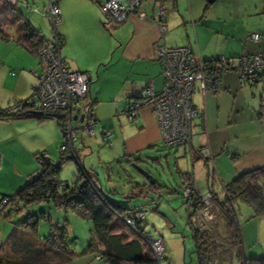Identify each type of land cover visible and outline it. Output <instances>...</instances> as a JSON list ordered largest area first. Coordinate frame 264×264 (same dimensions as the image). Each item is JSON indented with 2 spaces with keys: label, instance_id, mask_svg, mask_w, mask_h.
Wrapping results in <instances>:
<instances>
[{
  "label": "crops",
  "instance_id": "0c3cea01",
  "mask_svg": "<svg viewBox=\"0 0 264 264\" xmlns=\"http://www.w3.org/2000/svg\"><path fill=\"white\" fill-rule=\"evenodd\" d=\"M47 1L56 3L61 11V21L59 27L57 26V31L64 37V45L60 50L62 57L65 58L71 69L84 72L89 78L88 96L92 99V116L95 119L101 105L97 97H94L96 101L92 97L91 72L94 70L99 73L100 68L106 69V67L112 66L114 82L120 85L117 91L123 99L126 98L124 112L127 113L126 109L130 99L141 101L142 93L146 87L151 86L154 91H159L165 84V76L154 54L158 44L191 45L203 61L212 60L218 56L236 59L253 54L261 48V43L251 40L249 35L264 30L263 0H245L238 17L235 18L232 12H229L227 16H224V19H221L219 26H207L204 21L210 7L208 1L201 13L200 10H198L199 12L194 11V4L196 6L197 2L203 0H175L174 9L166 10L165 8L164 17L159 18L157 15L158 5L163 2V5L167 7V2L144 0L145 7L142 12L145 17L140 19L134 12L123 22H116L119 27L114 33L115 36L111 35L112 33L108 34L105 27L109 26L107 22L113 19L106 18L99 10L96 0ZM179 2L182 13L178 9ZM151 4L154 10H157L155 14L150 11ZM175 10L178 16L174 12ZM197 19L199 23L195 24ZM162 25L165 30L161 29ZM38 70L37 55L29 54L12 39L10 41L0 39V107L11 106L20 99L28 98L36 83L35 72ZM97 79H99V75ZM192 102L198 111V116L193 122L191 146L190 148L186 146L173 147L175 155L188 157L192 165L191 171L188 170L189 164L184 165V159L176 161L175 167L179 173L184 172V175L191 172L193 187L199 196L212 192L218 197H223L222 190L225 184L233 181L239 174L264 167V82L253 86H241L237 73L230 71L221 76L217 90L208 91L205 94L195 92L192 95ZM138 110L137 116L129 117L127 114L128 119L139 120L140 130L135 133L136 135H132L138 137L127 138L128 135L124 128L119 135L120 139L125 142L126 152L124 155H129L132 159L143 156L141 152L151 150L154 144L160 142L161 139L153 106L142 104ZM73 121L78 124L79 119ZM74 134L75 136H73ZM62 135L59 126L50 120L40 122L36 118H25L0 121V198L3 194L13 193L35 172L38 168L36 153L44 151L51 159L58 158L59 151L57 150L58 152L55 153V150L58 148L59 140L63 138ZM78 136L75 130L71 132L70 138L73 145ZM143 136H145L144 139H142ZM80 140H82L81 136ZM111 142L113 143L112 139ZM53 147L54 153H52ZM82 147L86 152L88 146ZM83 149L80 151L82 152ZM203 150L209 153L207 158L202 156ZM155 162L159 163L160 160L156 158ZM81 163L84 166L83 161ZM201 181L206 185V188L201 187ZM155 186L140 187L156 191ZM139 191L141 195L142 190ZM52 207L56 209L57 213H60L55 220L51 214ZM244 207L247 208H239V212L244 214V217L241 218L242 223L239 221L237 211L241 234L240 248L243 256L264 255V216L251 217L252 209L248 206ZM147 208H154L155 214L150 215L151 218L156 216L164 218L161 204L155 206L153 203ZM137 209L145 211V207L142 205ZM62 210L49 202H44L28 212L36 215L47 213V218L60 224L66 221L70 225L73 219L86 226V234L89 239L91 222L88 220L79 222L72 217L81 218L73 213H71L73 216H70L68 211L62 213ZM24 217L13 223L12 228ZM167 218H165L166 221ZM214 219L216 220V217ZM41 220L46 221L47 228L41 226ZM215 223L219 225L220 231L217 238L225 241L218 249L219 253H223L220 257L221 264H240V257L230 255V251L226 253L229 248L226 237L228 233L222 221L217 218ZM69 227L70 236L72 232ZM48 230V220L41 218L37 229L38 237L42 238ZM191 231L190 229L193 238ZM213 233L216 235L215 231ZM160 236L163 239V236ZM70 239V246L74 252L81 253L86 249L88 239L82 246L76 242L75 234ZM127 240L131 241L132 239L129 236ZM125 243L123 242V244ZM193 243L195 247L194 239ZM112 247L110 244L108 249H112V251L119 249V246H116L117 249ZM1 253L5 252L1 251ZM139 253H141L140 242L120 250L122 256ZM6 254L8 256L9 252ZM97 256L100 255H80L59 264H109L103 257L98 259ZM182 258L184 260V252ZM1 264L10 263L2 261Z\"/></svg>",
  "mask_w": 264,
  "mask_h": 264
},
{
  "label": "trees",
  "instance_id": "16d2710c",
  "mask_svg": "<svg viewBox=\"0 0 264 264\" xmlns=\"http://www.w3.org/2000/svg\"><path fill=\"white\" fill-rule=\"evenodd\" d=\"M18 5L9 0H0V39L3 41L12 39L31 55H37L43 47L50 44L60 51L64 45V37L56 31L53 33V39L49 40L26 18ZM103 24L106 25L105 22ZM55 39L62 41L59 46L55 44ZM213 60L215 59L205 62L209 65L214 62ZM16 102L20 106L15 110H11L10 105L0 107V121L36 118L42 122L54 119L64 137L63 125L66 116L61 111L41 108L28 98ZM71 145L74 148L73 154L59 152L56 160L51 159L44 151L35 154L38 168L13 193L1 196L0 217L11 221L14 214H23L29 205L49 202L58 209L71 211L77 217L91 222L92 227L86 249L81 253L71 249L66 221L60 224L47 218V213L36 215L27 212L24 219L11 229L8 236L0 240V252H5L0 254V264L2 261L10 264H59L86 254L100 255L109 264H157L142 233L131 228L123 220L125 214L133 215L135 212L142 211L145 213V220L139 224V227H146V212L137 209L138 206L132 208L120 206L115 199L108 197L95 181L97 180L96 171L82 165L72 141ZM70 159H73L77 165L78 178L72 183H63L59 174L63 164ZM185 177L192 180L190 219V215L200 209L203 203L193 187L191 172L185 173ZM222 191L223 197H218L211 192L212 211L216 220L213 218L210 222L207 233L195 229L188 220L195 241L198 264H221L220 257L223 253H219L218 249L225 241L217 238L220 232L219 225L215 223L217 218L222 221L228 233L226 237L229 248L226 253L230 251V255L240 257V264H264L263 254L249 257L242 255L240 227L235 208L238 202H243L252 207L251 217L264 216V167L239 174L233 181L225 184ZM5 197L8 198L7 202L1 205ZM41 218L48 220L49 230L46 235L39 238L37 229ZM129 236L131 241L127 240ZM122 241L124 243L128 241V243L123 244ZM136 242L141 243V253L131 256L120 254V250ZM110 244L115 249L119 246V249L117 251L108 249ZM6 252H9L8 256ZM10 254L13 255L10 256Z\"/></svg>",
  "mask_w": 264,
  "mask_h": 264
},
{
  "label": "built area",
  "instance_id": "2783aa9c",
  "mask_svg": "<svg viewBox=\"0 0 264 264\" xmlns=\"http://www.w3.org/2000/svg\"><path fill=\"white\" fill-rule=\"evenodd\" d=\"M9 1L13 4L21 3L32 11H37L36 8L28 6L26 0ZM96 1L99 10L108 19L110 17L115 22H123L134 12L140 19L145 17L142 12L144 0ZM42 14L48 19L55 33L61 21L59 6L54 2L47 1L43 6ZM157 15L159 18L164 17L165 6L163 4L158 7ZM161 29L165 30L163 25ZM249 38L261 43L259 51L236 59L218 56L209 65L200 59L198 52L191 45H156L154 54L165 76V84L159 91H154L151 86L146 87L142 93L141 101L130 99L126 109L128 116H137L140 105L151 104L157 117L162 145L167 148L176 146L190 148L193 122L198 116V111L192 102V95L195 92L205 94L208 91L217 90L221 76L230 71L237 73L241 86H253L264 82V30L250 33ZM61 42L59 39H55L57 46ZM55 48L50 44L38 52L39 70L35 72L36 83L28 100L34 101L41 108L59 110L65 114L64 137L59 145V152L71 155L74 151L71 145V132L75 130L79 136L83 133L90 136L94 134L97 120L92 116V100L90 102L88 96L89 78L87 74L71 69L59 49ZM19 106L20 104L15 102L10 106V109L15 110ZM78 119L79 123L74 128L73 120ZM103 135L108 141L109 130L104 131ZM201 154L204 158L209 155L206 150H203ZM191 187L192 180L185 178L182 192L188 206L192 201ZM200 198L203 205L190 215L189 221L195 229L207 233L209 224L214 218L212 193L208 192ZM7 199L5 197L1 205L5 204ZM123 220L131 228L142 233L157 264H162L165 259L163 239L153 237L146 227H139V224L145 220V213L138 211L133 215L125 214ZM97 258L101 257L97 256Z\"/></svg>",
  "mask_w": 264,
  "mask_h": 264
},
{
  "label": "rangeland",
  "instance_id": "374dc122",
  "mask_svg": "<svg viewBox=\"0 0 264 264\" xmlns=\"http://www.w3.org/2000/svg\"><path fill=\"white\" fill-rule=\"evenodd\" d=\"M26 1L29 4L28 6L33 9L36 8L37 11L34 12L21 3L18 5L19 9L36 28L40 29L45 37L52 40L54 31L48 19L42 14L43 6L46 3V0ZM164 1L167 2V7L165 6L166 10L171 8L174 9L175 0ZM207 1L208 0H203L199 3L197 2L196 6L194 4V11L199 12L198 10H200L202 13L204 5ZM244 3L245 0H216L210 3V7L207 10L204 21H206L205 23L207 26H219L222 21L221 19H224V16H227L229 12H232L235 18L238 17ZM162 4L163 2H160L158 6ZM144 7L145 5L143 3L142 9ZM178 9L180 13H182L180 2L178 4ZM150 11L154 12V14L157 11L154 10L152 4L150 5ZM174 12L178 16L177 11L175 10ZM107 23V25H109L106 26L109 32L108 34L112 33L111 35L115 36L114 33L119 27L118 23L116 24L113 20ZM196 23H199L198 19L195 24ZM112 71L111 66L106 67V69L100 68L99 73H96L95 70L91 72L92 97H97L99 100L101 107L98 110L100 114L97 112L95 115L97 124L95 125L94 134L88 136L86 133H83L81 135L82 140H80V136H78L79 133H76L78 139H75L74 147L75 150H77L78 158L81 162L83 161L85 168H92L96 171V183L102 188L103 192L108 197L115 199L120 206L132 208L142 205V207H145L146 222L148 223L146 226L147 231H149L153 237H161L160 235L163 236L165 244V257L167 258L162 261V264H198L193 238L190 233V225L187 220L191 211L182 192L183 182L186 177L184 172L179 173L176 170L175 163L179 159H184V165L189 164V171H191L192 165L188 157H178L173 153V150L175 149L164 147L160 139V142L154 144L151 150L141 152L145 158V163L142 164L141 167H145L150 170L151 175L156 180L155 187L157 190L150 191L149 189H143L140 187L143 182H146V180L130 164L127 163L126 156L124 155L126 152L125 142L120 139L119 135L122 128H124L128 135L127 138L135 139L138 136L134 137L132 135H136L135 133L139 132L141 126L138 119L131 120L127 118V113L124 112L126 108V98L123 99V97L120 96V93H118L117 90L120 85L114 82L112 76L114 73ZM98 75L99 79H97ZM260 83L263 84V82ZM89 100L91 102L92 99L89 98ZM94 101H96L95 98ZM50 121L57 124L54 119ZM77 125V122L73 121L72 126L75 128ZM57 126L59 125L57 124ZM107 129H109V133L111 134L108 136V141L103 135V132ZM114 134L116 135L114 136ZM73 136H75V134ZM144 138L145 136L142 137V139ZM111 139L113 143L111 142ZM62 140H59L60 143ZM59 145L55 150V153L59 151ZM86 145L88 148L86 149V152H84L82 146ZM82 149L83 151L81 152L80 150ZM52 153H54V147L52 148ZM154 158L159 159L160 162L158 164L153 162L152 159ZM106 159L112 160L107 161ZM125 168H127V171ZM129 173L134 175L137 182L139 181L140 184H137L134 178L129 176ZM77 175V165L73 159H70L63 164L59 178L63 183H72L78 178ZM200 185L202 188H206L203 181L200 182ZM139 190H142L141 195L139 194L141 193ZM203 195L204 194H201V196ZM153 203L155 206L156 204H161L163 214L165 215L164 218L161 219L158 216L151 218L150 215L155 214V211L154 208L149 209L147 206L150 207ZM38 205L40 204H32L21 215L14 214L11 221L0 217V240L2 241L8 236L12 226L14 225L13 223L19 221L28 211L36 209ZM244 206H248V208L252 209L251 206L243 202H238L235 205L239 214L240 223H242L241 218L244 217V214L239 212V208H247ZM55 210L56 209L52 207L51 214L54 220L57 219L60 214ZM64 212L65 211L62 210V213ZM68 212H70V216H73L71 214L73 212ZM72 218L78 220L79 222L87 221L76 217ZM165 218L168 220L166 221ZM42 225L45 226V228L48 227L46 221L44 220H41V226ZM68 226H70L69 230L72 232L70 237H73L75 234L77 236L76 242H78V245L82 246V244H84V242L88 239L86 226L82 225V223L80 224L75 222L73 219L71 220V224H68ZM183 252L184 260L182 258ZM260 255L261 254H257L256 256ZM247 257H249V255H247Z\"/></svg>",
  "mask_w": 264,
  "mask_h": 264
},
{
  "label": "water",
  "instance_id": "95a60500",
  "mask_svg": "<svg viewBox=\"0 0 264 264\" xmlns=\"http://www.w3.org/2000/svg\"><path fill=\"white\" fill-rule=\"evenodd\" d=\"M213 1L214 0H208L209 3L213 2ZM155 159L156 158L152 159V161L155 162ZM126 160H127V163L130 164L146 180V182H143V184L141 185V187H144V186H147V185L148 186H153V185L156 184V180L151 175L150 170L147 169V168H145V167H141L142 164L145 163V158L143 156H138L137 158H133L132 159L131 156L127 155L126 156ZM125 169L127 171V168H125ZM129 176L132 177V178H134V180L137 182V180H136V178H135L134 175H132L131 173H129ZM137 184H140L139 181L137 182Z\"/></svg>",
  "mask_w": 264,
  "mask_h": 264
}]
</instances>
